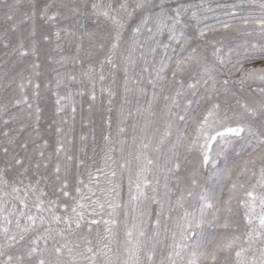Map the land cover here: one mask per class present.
I'll use <instances>...</instances> for the list:
<instances>
[{"label": "snow or ice", "instance_id": "1", "mask_svg": "<svg viewBox=\"0 0 264 264\" xmlns=\"http://www.w3.org/2000/svg\"><path fill=\"white\" fill-rule=\"evenodd\" d=\"M0 78V264H264V0H0Z\"/></svg>", "mask_w": 264, "mask_h": 264}, {"label": "rangeland", "instance_id": "2", "mask_svg": "<svg viewBox=\"0 0 264 264\" xmlns=\"http://www.w3.org/2000/svg\"><path fill=\"white\" fill-rule=\"evenodd\" d=\"M190 2H198V0H190ZM0 79H2V78H0ZM97 95H98L97 108H96L97 114L94 116V119L97 122V132H98L99 131L98 125H99V122H100L99 112L103 110L101 108V106H100L99 90L98 89H97ZM2 96H3V89L0 88V97H2ZM54 100H55V97H53L51 99H48V100H46V101H44L42 103H39V106H40L41 111H42V119H41V122H40L42 127H47V125L49 123V119L52 116L53 111H54V109H53ZM80 103H81L80 98L77 97L76 98V106H77L76 130H77V132L80 131V117H81ZM106 103H107V101L105 100V104ZM83 107H84V110H85V115H87V104L85 103L83 105ZM69 123L71 124L72 121L69 120ZM89 132H90V130H89ZM89 143L91 144V133H90Z\"/></svg>", "mask_w": 264, "mask_h": 264}]
</instances>
